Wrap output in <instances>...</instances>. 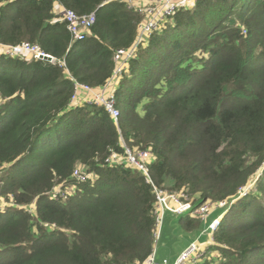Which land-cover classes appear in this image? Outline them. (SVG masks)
<instances>
[{
  "label": "trees",
  "instance_id": "trees-1",
  "mask_svg": "<svg viewBox=\"0 0 264 264\" xmlns=\"http://www.w3.org/2000/svg\"><path fill=\"white\" fill-rule=\"evenodd\" d=\"M104 2L0 0V45L27 42L56 59L0 47V264H143L156 198L126 149L151 152L154 185L188 192L195 207L237 199L197 264H264V0L179 6L117 79V122L71 102L76 82L106 86L145 20ZM59 9L95 12L84 40L72 41ZM180 217L187 233L205 228Z\"/></svg>",
  "mask_w": 264,
  "mask_h": 264
},
{
  "label": "built area",
  "instance_id": "built-area-1",
  "mask_svg": "<svg viewBox=\"0 0 264 264\" xmlns=\"http://www.w3.org/2000/svg\"><path fill=\"white\" fill-rule=\"evenodd\" d=\"M180 0H105L103 5L110 3H126L128 8L136 10L140 15L145 17V20L139 25V35L135 45L129 49H120L116 52L114 62V72L112 79L101 89H94L88 85L75 83L74 93L71 99L72 103L79 100L86 101L87 103H94L99 107H103L107 113L117 122L120 115L119 110L116 108V101L114 96V86L117 79L127 69V64L130 59L135 56L137 47L146 38L152 35L164 22L166 17L172 16L178 7ZM64 20L67 23V28L72 36V41H81L86 38L90 29L96 22V14L92 12L87 15H78L73 11L65 10L63 13ZM2 51L6 55L11 57L25 56L28 58L43 60L45 56H50L44 53L39 46L32 45L30 43H23L17 46H1ZM52 57V56H51ZM53 58V57H52ZM44 61V60H43ZM56 63V59H52L50 62ZM117 158L116 155H114ZM150 157L151 152L149 151H138L137 153L126 149L125 160L127 164L138 168L141 173L146 177L147 183L151 184L155 193V216H156V229L154 231L155 243L161 238L163 223L165 215L168 213H174L177 216L192 215L195 218H199L205 228L201 232L202 235H209L210 240L213 242L214 234L222 227L223 220L227 212L231 209L236 198L223 201L219 203H213L211 201L201 203L195 207V200L190 198V195L186 191L182 192H170L168 190L157 188L150 174ZM112 158H109L106 162L110 163ZM74 176L80 180L85 181L88 176L87 174L76 170ZM253 184L243 188L240 191L239 197L245 196L248 191L252 188ZM218 208L223 209L222 213L216 218L209 222V217L212 214V210ZM200 253V246L198 240H194L186 249V251L179 255L173 264H184L193 257H197ZM158 252L157 248L154 247L152 253L143 262V264H158ZM199 260V259H198ZM160 264H168L167 260H164Z\"/></svg>",
  "mask_w": 264,
  "mask_h": 264
},
{
  "label": "rangeland",
  "instance_id": "rangeland-1",
  "mask_svg": "<svg viewBox=\"0 0 264 264\" xmlns=\"http://www.w3.org/2000/svg\"><path fill=\"white\" fill-rule=\"evenodd\" d=\"M183 3H187L183 1ZM253 187V185H252ZM62 197H66L67 194H71L70 189L62 191L60 187H57L54 194H58ZM0 207L4 208L6 206L5 201H0ZM216 203V202H213ZM12 204V203H10ZM0 208V209H1ZM28 210H33V205L28 207ZM223 209L218 208L217 210H212V214L209 217V222L221 214ZM163 223V229L160 240L154 245L157 248L158 259L157 263L160 264L164 260L168 261V264H173L174 260L177 259L178 255L183 254L188 246L193 242V240H199V246L202 248V252L212 244L209 235H202L200 232H185L179 224V220L182 218L180 216L174 215V213L166 214ZM201 252L197 257H193L184 264H197L198 259L201 258Z\"/></svg>",
  "mask_w": 264,
  "mask_h": 264
},
{
  "label": "crops",
  "instance_id": "crops-1",
  "mask_svg": "<svg viewBox=\"0 0 264 264\" xmlns=\"http://www.w3.org/2000/svg\"><path fill=\"white\" fill-rule=\"evenodd\" d=\"M143 1H147V0H143ZM152 1V0H151ZM183 1L187 2V3H183ZM194 2H196V0H180L179 4L180 6H184V7H191L194 5ZM59 11L62 12V14L64 13L65 10L63 9H59ZM179 256V255H178ZM175 261V260H174Z\"/></svg>",
  "mask_w": 264,
  "mask_h": 264
},
{
  "label": "water",
  "instance_id": "water-1",
  "mask_svg": "<svg viewBox=\"0 0 264 264\" xmlns=\"http://www.w3.org/2000/svg\"><path fill=\"white\" fill-rule=\"evenodd\" d=\"M44 61H47V62H51L52 61V57L51 56H45L42 58Z\"/></svg>",
  "mask_w": 264,
  "mask_h": 264
}]
</instances>
